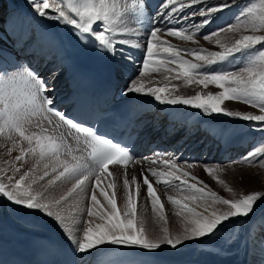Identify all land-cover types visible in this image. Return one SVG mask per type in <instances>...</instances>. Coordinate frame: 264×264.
I'll return each instance as SVG.
<instances>
[{
  "label": "snow or ice",
  "instance_id": "1",
  "mask_svg": "<svg viewBox=\"0 0 264 264\" xmlns=\"http://www.w3.org/2000/svg\"><path fill=\"white\" fill-rule=\"evenodd\" d=\"M30 2L39 16L72 26L76 43L84 53L109 62L112 71L119 72L117 66L127 68L129 75L123 82L121 95H148L163 104L191 106L208 115L224 114L249 121L251 127L264 133V34H258L264 33V16L258 17L251 24L248 28L250 34L227 40L220 33L231 30L232 26L216 29L207 26L212 24L214 13L232 6L229 0H218L217 3H211L210 0H160L149 18L151 27L144 37L145 43L137 42L134 45L135 48H143L145 53L138 61L131 49L126 50L132 42L118 38L116 33L131 31L139 37L138 26L144 15V0H123L130 7L122 13L115 0ZM196 4L202 7L191 12L185 11ZM197 15L202 17L199 23L191 22L190 18ZM184 22H190L191 26L185 28ZM202 28H207L204 39L218 45L219 51L202 48L178 50L175 45L161 38L167 35L192 41ZM182 52L194 56L196 62L184 59ZM236 54H240L246 61L239 67L236 66ZM230 57L234 59L229 60ZM225 61L229 63L227 68L208 70V66ZM33 63L29 61L28 64H22L0 54V120L3 121L0 134L6 132L13 141L11 148L6 149L10 159L4 167H0V197L11 205L42 211L62 226L65 220L63 210L67 208L72 211L77 230L67 229L66 236L72 246L71 252L77 258L73 264H93L90 258L106 245L131 248L140 255H155L162 246L176 249L188 240L206 236L212 238L227 227L226 221L237 217L252 219L258 202L264 203V188L244 195L241 199H224L198 177L181 171L170 159L160 162L165 168L171 169L165 172L153 166L157 163L155 160L144 158L149 165L147 172L155 178V183L186 193L179 199L173 196L167 199L189 225L182 234L173 236L164 227L162 236L150 238L144 228L138 226L136 198L129 194L122 216L117 208L115 193L110 195L102 187V182L112 175L107 171L109 165H127L135 156L126 147L114 144L112 139L96 134L92 127H79L78 123H74L77 119L75 115L67 118L60 107L64 100L57 95L53 83L55 74L42 76L38 69L32 67ZM160 72L165 76L175 73L173 79H182L189 85H201L204 88L215 85L221 91L215 95L209 93L185 98L174 94L175 86L145 88L143 79L150 80L149 73ZM87 80V75H83L82 81L86 84ZM225 101L240 102L257 111H230L222 107ZM34 118L37 119L33 125ZM62 125L66 126L65 130H61ZM33 128L38 131L30 130ZM70 129H75L78 134L72 137ZM79 134H83V139ZM15 137L19 138L18 142ZM16 150L18 154L11 156V152ZM27 157L34 158L35 168H23ZM243 159L250 165H264V153L252 151ZM41 163L43 170L37 174ZM205 170L209 175H214L212 168L206 167ZM214 178L220 184L225 183L219 177ZM92 179L95 180L94 185L91 184ZM141 179L146 186L152 211L159 220L166 221L164 203L153 180L148 175H143ZM41 182L44 192H34L32 186ZM67 182H71L70 188L58 197L53 195L58 187ZM131 182L135 183V177ZM123 184L127 188L129 179L125 178ZM107 187L112 188L114 184L110 183ZM97 189L110 209L106 210L101 204ZM77 197L89 201L85 210L72 205ZM207 200L225 205L227 210L213 212L211 215L198 212L197 207L202 206L198 202ZM69 205L72 207L69 208ZM97 219L103 222H95ZM261 243L264 245V241Z\"/></svg>",
  "mask_w": 264,
  "mask_h": 264
},
{
  "label": "rangeland",
  "instance_id": "2",
  "mask_svg": "<svg viewBox=\"0 0 264 264\" xmlns=\"http://www.w3.org/2000/svg\"><path fill=\"white\" fill-rule=\"evenodd\" d=\"M2 1H5V0H0V2H2ZM28 1H29L28 3L31 4L30 0H28ZM15 2H17V1H15ZM117 2L115 0L116 4H117ZM119 5H121V4H119ZM231 5L232 6L230 8H227V9H231L232 14H235V17H233V21L236 20L235 18H237L236 17L237 14L241 15L240 20H239L240 24L236 25L232 29L233 31L228 30L226 32V33L231 34L233 36V37H231L232 39L238 38L241 35H245L246 32H249L248 28L251 27V24L253 22H255L258 17L264 16V0H237L235 3H231ZM117 7H118V4H117ZM123 8L124 7H122V5H121L120 9L118 7V9L120 10L121 13L124 11ZM249 9H251V11H249ZM233 21H231L232 24H233ZM55 22L56 23L58 22L57 24H60L59 21L55 20ZM229 25H231V24H229ZM239 30H241V31H239ZM126 33L129 35H133V33H131V31H127ZM258 34H264V33H258ZM139 36L141 37L140 39L144 40L143 36H141V35H139ZM220 36L222 38L226 37L224 33H221ZM161 38L163 40H168V38H169V41H171L172 38H175V37H169L167 35H164ZM176 39H179V38H176ZM197 39L200 40L199 43H200V45L202 44L201 46L204 48H210L214 45L216 46V44H214L212 41L205 40L204 37H203V39L200 37H197ZM203 40H205V41H203ZM140 42L143 43L145 41H140ZM180 43H184V41H181ZM142 51L144 52L143 49H142ZM212 51H215V50L212 49ZM184 59H187V58H184ZM243 59L244 58L242 57V61H243ZM244 62H246V61H244ZM213 70H217V68L214 67ZM175 75H176L175 73H171L170 75L165 76L162 72V73L154 74V77L156 79L163 78L165 80H167V79L172 80L173 82L180 81V82L186 84L185 81L182 79H173V77ZM163 79H161V80L164 81ZM201 87H203V86H201ZM213 88L215 89V92L213 94H216L217 92H219V91H216V89H217L216 86ZM175 89L178 90L177 87ZM228 102H230V101H225L224 104L228 103ZM226 118H228V119L233 118V120L239 119V118L230 117V116H227L224 114L218 115V120H220L221 122L225 121ZM228 122H231V120H229ZM248 125H249V127H251L250 122ZM2 126H3V121L0 124V127H2ZM251 128L254 129L253 127H251ZM30 130H35V129L33 128ZM188 136H190V135H188ZM15 139L17 142L19 141L18 137H15ZM251 142H252V138H251ZM12 143H13V141L8 138L6 132L3 134H0V167H4L6 164V161L8 159H10L6 149H10ZM25 146H26V142H25ZM251 146H253V145L250 144V147ZM260 147L258 149L256 148L257 149L256 152L257 153H264V141ZM17 154H18V150L11 152V156H14ZM26 160L28 161V165H26L28 168L29 167H33V168L36 167V165L34 164V158L27 157ZM182 165H183V169L181 171H187L192 176L198 177L199 180L204 181V183L207 184L208 187L212 191H215L218 195H220L224 199H241L244 195L251 194L253 191L261 190L262 188H264V184H263L264 183V165H250L245 160H244V163H241V164L239 162L232 163V164H231V162H224L220 165H211V166H206L203 164L186 165V163L182 164ZM136 166L137 165H134L133 169H130V171H128L127 174H125L124 176L119 174L120 175L119 178H115V174H117L115 172H113V174L110 177H108V178L112 179V180H109V184L110 183L114 184V187H112V188L105 187V189H106V191L109 192L110 195L112 193H115V199L117 201V208L120 211L121 215L123 216L125 214L127 198L129 196V194H131L137 200L138 226L144 228L146 235H148L150 238H156V237L162 236L164 227H167L169 230V234H171L173 236L177 235V234H182L184 232L185 228L189 227V225L186 224L185 217L183 215H178L175 206H173L167 198L165 199V197H167L166 195H168V196H173L174 198L179 199V198H181L182 195H186V193L179 192V191L174 190L172 188L171 189L170 188H163V190H157V193L160 196L161 201L164 203L165 216H166V221L159 220L157 214L152 211L151 202L147 196L146 186L143 185V183H142L141 177L143 175L141 172L144 171V168L141 167L142 163L140 165H138V167H136ZM187 166H190V167H187ZM25 167H23V168H25ZM206 167L212 168L214 171V175H209V173L205 170ZM138 168H140V169H138ZM42 170H43V165L41 163L39 168L37 169V174H39V172ZM136 170L139 172V174L135 172ZM144 172H146V171H144ZM251 173L254 175H250ZM248 174H249V176H248ZM147 175L149 176V173H147ZM133 177H135V183L131 182ZM214 177H219V179L224 180L225 183L224 184L218 183L217 179ZM125 178H128L130 181V184L127 188H125V186L123 184V181ZM257 178H260V180L258 181ZM149 179H150V176H149ZM255 179H256V181H255ZM150 180H152V179H150ZM153 183H154V185H157V189H160L159 184L155 183V181H153ZM137 186H139L138 192H137ZM32 187H33L34 192H41V193L44 192V185L42 182L37 184V185H33ZM70 187H71L70 185L65 183L64 185L58 187L55 190V192L53 193V195L58 197L61 193L65 192L67 190V188H70ZM168 189H170V190H168ZM229 189H231V191H229ZM97 193H98V199L100 200L101 204L105 206V209L106 210L110 209V206L107 204V201L104 200V198L99 195L98 189H97ZM1 199H3L5 201V199L3 197H0V200ZM198 203H201L202 206L197 207L196 210L198 212H201L204 215H211L213 212L220 213V212L227 210V206L215 203L212 200H207L205 202H198ZM88 204H89V201L83 199L82 197H77L72 202V205H78V207L81 210H85L86 207L88 206ZM72 205H69V208H71ZM6 206L8 207V205L6 204V201H5V207ZM11 206L16 208L18 211L22 212V216L35 215L36 217H38V219L43 220L49 228H51L52 230H54L55 232H57L60 236H62L64 238H67V236H66V230L67 229H72L73 231L77 230L76 223L73 222V214L74 213L72 211H69L67 208L64 209L63 213H62L65 216V220H64L63 226H62V224L60 222H58L56 219H54L52 217L47 216L42 211L29 210L26 208H22L21 206H15V205H11ZM7 209L8 208H6L5 211L0 210V213L5 217L9 216L7 214ZM263 213H264V203L258 202V206L255 208V215L252 217V219L237 217V218L231 219L229 221H226L225 224L227 225V227H224L223 230L220 231L218 235H216L212 238H209L206 236L204 238L185 241L181 245L177 246L176 249H179V250L170 249L171 248L170 246H162L161 249H163L165 252H172V255L176 254V256H181V255H178L179 253H176L174 251H177V252L182 251L180 254L183 255L185 253V251H187L189 249H192L193 251H195V249H197V248H202V247L204 249H214V246L212 244H210V243H213L218 247H221V245H222L221 248H223V250H225V251H223L221 249V251L215 252V254L213 252L214 250L213 251L210 250L211 255H214L213 258H216V257H220V255L231 256L233 253L232 252L233 247H237V245H241L242 240L245 238L247 240H250V242L252 241L250 243V249L255 251V252L257 251L259 254L260 246L257 243H255V239L261 238V237L264 238V230H262L263 232L260 230L261 236L260 235L255 236L259 232V228H258V226H256L257 223L255 222V218H257V216L261 215V214H262V216L260 219L264 218ZM8 219H10V218H8ZM95 222L100 223L103 221H100L97 219ZM238 227L240 228V230L238 229ZM248 229H249V232L253 233V234H250L248 232ZM241 230L246 235H249V237L244 234L242 236V240L240 241ZM225 232H227V235ZM224 233H225V235H224ZM233 236L235 237L234 239L232 238ZM208 244H210V245H208ZM206 245H208V246H206ZM106 246H110V245H106ZM164 247H169V248H164ZM184 247H186V248L183 249ZM187 248H189V249H187ZM204 249H202V250H204ZM170 250H174V251H170ZM219 261H220V258H219ZM219 261H215V262L218 264H222ZM248 262H250V261H248Z\"/></svg>",
  "mask_w": 264,
  "mask_h": 264
},
{
  "label": "bare ground",
  "instance_id": "3",
  "mask_svg": "<svg viewBox=\"0 0 264 264\" xmlns=\"http://www.w3.org/2000/svg\"><path fill=\"white\" fill-rule=\"evenodd\" d=\"M16 1L18 3H21V4L25 5V6H27L28 8H33L32 5L28 3L29 2L28 0H20V1L16 0ZM236 1L237 0H235V2ZM116 2H117V0H116ZM210 2L211 3H217L218 0H210ZM2 3L3 4H7V3L10 4V1L9 0L2 1V2H0V6L3 5ZM229 3L231 4L232 0H229ZM117 4H118V7L120 9L122 4L119 5L120 3H118V2H117ZM200 7H202V5H200V4L192 5L190 8H186L185 11L186 12H191L193 9H198ZM233 15L235 16V14H232L231 9H224V10H222L220 12L214 13L213 14V22H212L211 25H208L207 28H212V29H214V28H222V27H224V25H227V26H232L231 30H229V31H233L232 29L236 25L240 24L239 20H240V16H241L240 14L239 15L237 14L236 15L237 18H235L236 20L233 21ZM43 18L47 19L46 17H43ZM201 19H202V17H200L199 15L195 16L194 18H190L191 22H195V23H199V21ZM228 20L233 21L234 25L233 24L229 25L228 24ZM54 21L55 20H53V22ZM118 23H119V20H118ZM60 24H63V23L60 22ZM184 24H185L186 28H189L191 26L190 22H184ZM207 28H202L198 33H196L194 35V38H193L192 41L179 40V39H176V37L172 38V40L170 39L171 41H169V38H168V40H166V41H168L169 44L175 45L178 50L192 49V48H202V49H206L208 51H212V49L215 50V51H219L220 49H219L218 45H216V46L214 45V46H212L210 48H204V47L201 46L202 44L200 45V43H199L200 40H198L197 37H200V38L203 39L204 34L207 31ZM138 31H139V29H138ZM239 31H241V30H239ZM226 32L227 31H222L221 33L225 34V36H226V37L224 36L225 39L231 40L232 39L231 37H233V36L231 34L226 33ZM185 34H190V33L186 32ZM246 34H250V33L246 32ZM116 35L120 39H128V40H130L132 42L130 45L127 46V48H134L135 50H137L138 53L135 56L137 60L138 59L141 60L143 58V55H142L144 53L142 51L143 48H139L138 49V48H135L134 45L137 42H139L140 44H143L145 42L142 43L140 41H145V40L140 39L141 38L140 36L137 37L134 34L133 35H129L125 31H117ZM205 40H203V41H205ZM181 41H184V43H180ZM257 47H259V46H257ZM45 54H47V53H43V55H45ZM182 55L184 56V58H187L188 60H192V62H196L194 56H192L190 54H184L183 52H182ZM236 55L238 57V59H236V66L239 67L243 63H245L244 62L245 60L243 59V61H242V57H240V54H236ZM232 59H234V58H232V57L229 58V60H232ZM51 63H53V62L49 61V64H51ZM228 66H229L228 61L218 62L217 64L208 66V70L209 71H214L213 70L214 67H216L217 70H220V69L227 68ZM171 67H176V66L175 65H171ZM160 73H162V72H160ZM154 74H156V73H149V75L151 76L150 80L147 79V78L143 79V83L145 85V88H148V87H162V86H166V85L169 86V87L175 86V88L177 87L178 90L175 89L174 94L175 95H179V96H184L185 98H188V97H191V96H195V95H201V94H203V95H207L209 93L213 94L215 92V89L213 88V87H215V85H211V86L209 85L207 88H203L200 85H195V84L189 85V84H184V83H182L180 81L173 82L172 80H168V79L165 80L163 78L156 79L154 77ZM161 79H163L164 81H162ZM216 91H221V90L217 88ZM130 95H132V94H130ZM213 95H215V94H213ZM222 106L224 108H226L227 110H230V111L253 112V113H256V111H257L256 109L252 108L249 105H246V104H243V103H240V102H236V101H230L228 103L223 104ZM176 112H177V119L176 120L184 123L182 125L183 127H185V125H187V124L188 125L189 124L193 125L192 134L190 136H187V138H190L191 136H193V139L188 143L187 146L192 145V143L194 141H197L198 139H202V141H201L202 143L198 144L194 148L198 149V153L200 155L204 153L206 158L213 152L214 143H215V140H209L208 133L205 131V128L208 125H215L216 128H217L218 134H224L223 136L225 138L226 151H229L231 153L234 152V151L243 152L244 151L243 145L247 141H249L250 144L253 145V146L249 147V150L256 149V146L261 142L262 138H264V133L260 132L259 130H255V129H252L251 127H249V125H248L249 121H243L242 119L233 120V118L232 119L231 118H229V119L226 118L225 121L221 122L220 120H218V115H220V114L208 115V114H205L200 109H197V108L191 107V106H185V105H179L176 108ZM229 120H231V122H228ZM175 123L176 122H174V124ZM182 126L179 128V131L181 130ZM176 135H177L176 133L175 134H170V135H168V137L175 138ZM251 138H252V142H251ZM180 139H182V138H180ZM238 143H240L239 146H237ZM192 151H193V149H191L189 153H192ZM219 153H220V151H215L214 157H218ZM245 154H246V151H245ZM165 159H169V158L166 157V158L151 159V160H155L157 162L155 165H153L154 167H157V169L160 170V171H165L166 172V171H169L171 169L165 168L160 163L161 161H163ZM171 161L174 162L173 160H171ZM236 162H239L240 164L244 163V159L240 158V159L236 160ZM182 164H185V163H182ZM182 164H177V167H179L181 170L183 169V165ZM195 164L199 165V164H202V163H195ZM220 164L221 163H214V164H206V163H204L203 165L211 166V165H220ZM26 165H28V161L27 160L24 162L23 167H25ZM133 165H135V164H133ZM186 165H189V164L186 163ZM141 167L144 168V171H146L147 168L149 167L147 161L142 162V166ZM25 168L27 169L28 167L26 166ZM138 169H140V168H138ZM137 170L135 172L139 174V172H138L139 170L138 171ZM144 171L141 172L142 175H147V173H145ZM177 174H179V173H177ZM250 175H254V174L251 173ZM149 176H150V174H149ZM248 176H249V174H248ZM119 177H120L119 173L115 174V178H119ZM150 179L155 181V178H153L151 176H150ZM109 180H112V179L109 178ZM257 180L259 181L260 178H257ZM255 181H256V179H255ZM164 188H166V187H164ZM5 201L3 199L0 200V210L5 211L6 208H8L7 206L5 207ZM8 218H10L11 220L8 219ZM258 222H259V224H260V226L262 228V226H264V218L260 219ZM8 223L9 224L11 223V224H13L15 226L19 224L18 221H16L13 218H11V216L5 217V216H3L0 213V228L4 227V226H8ZM238 229L240 230L239 227H238ZM260 233L261 232L259 231L258 236L260 235ZM240 234H241V236H240V241H241L242 240V236L245 233H243L242 230H241ZM246 236L249 237V235H246ZM262 238L263 237L255 239V243H257L260 246L259 254H258L257 251L255 252V251L250 249V243L252 241L250 242V240H247V239L244 238L242 240V242H241V245H237V247L234 248L233 256H230V257H228L226 259L220 260L219 262L222 263V264H246V263H248V264H256V263L257 264L258 263L259 264H264V253H263L264 252V245H262V243H261L263 241ZM221 247H222V245H221ZM187 249H189V248H187ZM202 249H204V248L203 247L202 248H197V249H195V251H193L192 249H189V250L185 251V253L183 254L184 256H176V254L174 253L175 255H173L174 256L173 260L160 259V260H158L156 262V264H168L169 262H172V261H177L180 264H183V263H185L186 259H187V264L188 263L191 264V261L193 259H199L200 260L199 262H208L210 260V258H213V256H214V255H211V251L210 250L213 251L214 249H204V250H202ZM170 251H174V250H170ZM158 252L159 253H167L163 249L158 250ZM174 252L180 254L182 251H179V252L174 251ZM248 261H250V262H248ZM213 264H218V263L214 262Z\"/></svg>",
  "mask_w": 264,
  "mask_h": 264
}]
</instances>
